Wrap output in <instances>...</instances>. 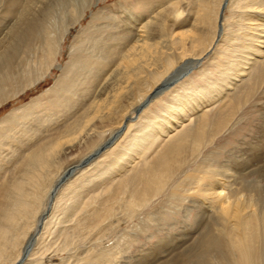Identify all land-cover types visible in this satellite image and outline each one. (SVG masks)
Instances as JSON below:
<instances>
[{
	"label": "bare ground",
	"instance_id": "bare-ground-1",
	"mask_svg": "<svg viewBox=\"0 0 264 264\" xmlns=\"http://www.w3.org/2000/svg\"><path fill=\"white\" fill-rule=\"evenodd\" d=\"M23 1L0 0V14L7 16L15 12L23 7ZM172 3L171 15L169 7L167 13L173 18L171 23L179 22V28L177 33L173 30L175 32L160 35V39L155 37V30L162 14L144 23V19L134 15L131 9H126L119 20L113 10L100 8L91 13V22L72 36L64 67L58 64L57 57L71 30L80 26L85 10L89 8L86 3L74 16L71 15L69 23H62L56 31L54 27L58 22L54 9L59 7L60 0H31L22 10L16 27L0 42V108L35 87L52 69L60 72L43 95L0 121V264H50L52 256L44 254L52 247L48 245L51 236L63 239L58 249L69 253L72 246L75 249L91 235H105L108 227L103 224L112 216L120 213L129 218L141 213L140 210L150 206L154 198L171 188L177 180L178 165L181 166V159H186L185 155L181 157L179 154L191 151L192 156L199 155L211 146L215 138L230 127L233 103L241 106L259 85L264 86V0H181V4ZM194 10L197 17L189 19ZM227 11L231 13L229 24L225 23ZM137 24L140 26L138 30ZM108 29L111 32H106ZM37 36L43 40L37 49L41 54L36 53V58L28 61L27 48ZM223 41L227 47L238 50L233 60L223 67V79L218 84L211 83L212 89L203 93L181 95L177 100L170 98L162 116H153L141 124L140 115L149 105L172 87L181 90V80L192 70L199 69L203 60L214 54ZM110 63L116 68L104 83L102 76L105 68H110ZM94 91L97 94L89 101ZM225 98L228 105L225 103L226 107L223 110L221 107L222 111L210 118L208 109L212 107L204 108L211 103L218 105ZM47 106L56 107L60 115L51 112ZM34 124L59 126L45 132ZM127 136L124 151L122 149L113 160L114 168L97 173L98 178L107 173L117 174L114 183L112 181L105 191L84 199V192L73 186L70 180L81 171L86 172L93 161L119 146ZM163 136L167 139L158 151L145 158V152ZM83 145L86 152L82 159L62 169L65 158ZM263 145L264 142L250 144V147L254 151L262 149ZM179 147H182L181 152L176 151ZM95 153L98 155L93 157ZM170 155L178 157L172 161L168 158ZM195 157L197 155L193 159ZM206 161L211 162V159L201 162ZM236 165L220 167L218 170L222 168V172L211 171L207 165L208 168L204 169L211 181L206 184L207 190H203L213 191L216 204L209 202L208 205H218L214 212L222 217L233 215L234 218L235 213L238 214L235 209L247 212L230 228L235 264H264V201L261 207L254 199L258 197L257 187L253 188L256 180L247 181L242 170H237L240 176L236 177ZM71 167V173L60 183ZM121 172L123 174L119 177ZM169 180L172 184L168 187L166 182ZM90 181L87 179L88 183ZM192 181L191 185H201L198 179ZM178 184L174 189L179 188ZM111 195L114 196L111 198ZM145 219L148 223L157 220L153 213ZM139 221L141 225L142 220ZM144 228L139 230L144 231ZM118 248L116 245L97 252L85 250L77 257L84 264H117ZM77 249L80 252V248ZM193 251L194 248H190L164 264H186L191 254H195ZM69 254L68 259L72 256ZM44 257L48 258L44 260ZM66 260H60L59 264H66Z\"/></svg>",
	"mask_w": 264,
	"mask_h": 264
},
{
	"label": "rangeland",
	"instance_id": "rangeland-1",
	"mask_svg": "<svg viewBox=\"0 0 264 264\" xmlns=\"http://www.w3.org/2000/svg\"><path fill=\"white\" fill-rule=\"evenodd\" d=\"M24 1H23L24 4L22 5L23 7L22 8L20 7L21 9L19 8L15 12L9 14L10 16L13 15L11 16V18L9 15L3 16L2 14H0V19H2V25H1L2 28L0 27V32H1L0 42L3 41L9 35L10 31L14 27H16V25L18 24L21 18L22 10L27 7L26 5L31 0H24ZM63 1L65 2V4L66 3L68 4L65 5ZM82 1L84 0H75V1L60 0V5L59 7H57L58 9L57 8L54 9V13L56 12L54 14V17L55 15H57L55 18L57 19L58 22L57 25H55L54 29H56L57 31L58 29H60L59 27L62 23L67 24L71 21L68 19H72V16H74L78 12V10H80L83 3L89 5V8L85 10L83 18L80 20V26L77 25L75 29L71 30L70 33L71 35L68 36L67 39L65 40L62 46V50L60 51L59 56L57 57L58 64L61 65L62 67H64L68 61V49L71 40L73 39L72 36H75L77 32L80 31V29L85 27L87 23L91 22V17H90L91 13H95L100 8H105V10L116 11L117 12L116 16H118L117 17L118 20L120 19V17H123L124 15L123 13H125L126 9H131L134 15L140 16L142 20L144 19L143 20L144 23H148V21L150 22L152 19L156 18L158 14L159 15L162 14V16L158 15L159 17H162V20L160 19L161 22L159 21L157 24L156 30L158 32L155 30V37L159 39L162 37V36L160 37V35L164 36L167 33V31H172V32L176 31L175 33H177V30L179 28V22L174 21V23H171L173 22V18L172 16H170L172 11L170 7H172V4H174L172 3V1H174L175 3L178 2L177 3L178 5L181 4V0H85L84 2ZM72 2H74L73 4H75V6L71 4ZM168 7L170 12L167 9ZM66 9H68V11ZM167 11L168 13H170V15L167 13ZM195 11L196 10H194L193 13L191 12L193 15L191 13L189 14L190 15L189 19L197 17L198 13L195 14L194 16ZM225 14H224L226 19L225 23L229 24L228 22H230L229 18L231 17V13L227 11L225 12ZM166 16L167 19L165 18ZM183 18H185V16H183ZM171 24H173V27ZM159 26L161 30L160 28H158ZM136 27L137 30L140 28L138 24L136 25ZM106 32H111V31L110 29H108L106 30ZM34 41H32L27 48L26 60L28 61L29 59L36 58L37 49L40 48L41 45L43 44V40H41V37L39 36H37V38ZM234 45H236V43ZM215 51L216 52H214V54H212L209 58L203 60V65L199 69H196L195 71L193 70L194 71L193 74L191 75L189 74V77L181 80V82H183V88L181 90H179L177 87L175 89L172 87L173 89L171 88L169 91L161 95L160 98L152 102L147 108L146 110L147 112L145 111L144 113H142V115H140L141 116L140 119L142 118L141 120H139L140 123L141 124L145 123L146 119L148 118L153 119V116L154 117L162 116L163 110L165 109L164 108L165 103L171 101V99L177 100L181 95L190 96L197 93H203L206 89L208 90L212 89L213 86L211 85V83L218 84L217 82L223 79L224 76L223 67L226 66V63L233 60L232 58L235 57V53L238 50H234L231 47H227L226 41H223ZM40 54L41 53L39 52L37 53V55ZM107 67L105 68V71L108 72L107 73L108 76H106L107 75L106 72L102 76L104 83L116 68V67L114 68L113 64L111 63L109 64L110 68L113 67L111 71L110 68ZM59 75L60 72L58 70L52 69L50 74L44 80L39 82V84L35 85V87L34 86L31 87L25 93L20 95L19 98H17L16 100L9 101L6 105L0 108V121L9 113L27 106L32 100L43 95L48 89L51 88L55 80L58 79ZM100 82L101 84H104L102 80ZM100 82H98V84H100ZM96 94L97 92L94 91L89 96L91 100H89V98L87 100L92 101L93 96ZM251 96L252 97H250V99H247L245 100V102H242L241 106H239L237 103L234 105L233 103L232 108L234 114H233V120L231 122L232 125L230 123V127L227 128L228 130L226 132H222L219 136H217L213 144L203 149L199 155L193 154L192 156L191 151L185 153V151H182V147H179L176 150L179 152L182 151L180 154L179 152L177 154H179L181 157L185 155L186 158L185 159L186 161L184 160L185 162L181 159V166L178 165L179 172L176 180L177 182L175 181V183L171 186V188L165 190L157 198H154L153 199L154 201H152L153 204L151 203L150 206L148 205L149 207L147 206L146 208L140 210L141 213L138 212L136 215L129 218L128 216H124L123 214L120 213L116 214L115 216H112L110 220L109 219L106 220L105 223L103 224V227L105 228L108 227V230L105 231V235L97 236V234H93L91 235L92 237L91 236L88 237L89 239L91 238L90 240L87 238L86 239L87 241L85 240L86 242L84 241L83 243H81L82 245L80 243L77 244L80 245L78 246L80 248L79 249L80 252H78L77 246L75 247V249L73 246L69 249L68 252L69 253L71 252V254L67 253V251L66 252L59 251L58 246L61 243H63V239L57 238L59 237L57 235L51 236V238L48 241V245L51 244L52 247L49 249L47 253L44 254V256L46 255L48 257L50 255L52 256L51 257L52 260L50 264H59L60 260L62 259L64 260L66 258L68 260V261L66 260V264H75L76 260L78 259L77 256L82 255V253H84L85 250L89 252L92 251L97 252L99 251V249L107 248V247L114 248L116 245H118L119 247L118 249H116L118 254L116 255L117 262L116 261L115 262L117 264H164L175 257L178 258L188 249L190 250V248H194V251L192 253L195 254H191V257H189L188 262L186 264H224L223 262H225L226 264H235V259L233 258V254L231 253L232 252L231 240H230L231 236L229 235L231 231L230 228L235 223V221L239 220V218H241V216L245 215V213L247 212L246 211L243 212L239 209H235L238 210V214L234 212L235 213L234 218L233 215L224 218L219 213L217 214L216 212H214L215 209H218L219 206L214 205L213 207H210L208 205L209 202L211 203L213 202L216 204V200L213 198L214 197L212 195L214 194L213 191L209 190L206 192L208 187V185L206 184L211 180H210V175L205 173L207 170L204 168H208L207 165H209L210 166L209 169L211 171L217 169L216 170L217 172L218 171L222 172V168L221 171L218 170L220 169V167L225 168L227 165L232 166L236 164H241L240 167L239 165L235 166L236 168L235 175L236 177L240 176L238 174L240 172L237 170H242L243 171L242 176L246 174L247 181L256 180V186H254L253 188L256 189L257 187L256 191L258 197L254 198L253 196V198L255 199L256 202L258 200V203L260 202V206L262 207V202L264 201L263 198L264 197V145L261 146V148L263 147L262 149L260 150L255 149L253 151L251 150L250 144L261 145L264 142V86L259 85L256 88L255 92L251 94ZM225 103L228 105V101L226 98L223 102L221 101L220 103H218V105L211 103L208 106H206L204 109L206 108L208 109L210 106L212 107L208 109V111H210L212 114V115L210 114L209 116L210 118H212L214 117L215 114L219 113L220 111L223 110L224 107H226ZM221 107L222 110L220 109ZM46 108L47 109L49 108L51 112L54 111L60 115V112H58V109H56V107L47 106ZM217 110L218 112H216ZM113 123H116V120H114ZM58 126L59 125L54 126L53 124H47V125L43 124L42 126H37V124H34V127H38L45 132L51 129L53 130ZM212 128L213 127L211 128L207 127V129H212ZM128 136L119 143V146L117 145V147L105 153L103 157L93 161L90 167H88V169L86 170V172L84 171L82 172L81 170L83 169L79 170L81 171V173H79L82 175V176L80 175L81 177H79V174H76V176H74V178L70 180L71 182H73V186L77 187L79 191L84 192L83 193L84 199H86L90 195L98 193V191H102V192L105 191V189L108 188L107 186L112 184V181L114 183L117 174H114L112 176V175H108L107 173V175L98 178L97 173L100 170L106 169L111 171L112 170L111 168H114L113 160L116 158L118 153L122 151V149L124 151L123 147H125L124 145L128 143V139H129ZM165 139H167L166 136H163L162 138H160V140H158V142L155 143V145H153L147 152H145L146 154L145 158L152 157L153 154H155L156 151H158V149L162 146V142L165 141ZM85 148L86 147H84L83 145L82 147L71 153L67 158H65V162L63 161L61 165L62 169H65L70 165H74L79 160H81L82 157L85 155L86 152ZM194 155L195 156L197 155V157L193 159ZM170 156L171 157L168 158L172 161H175L178 157L176 155H170ZM209 158L211 159V162L206 161L203 163V165H201V161L203 159L206 160ZM119 160L122 161V158ZM115 167L119 168V166L117 165ZM232 168H234V166ZM126 169L130 170V167L129 168L127 167ZM261 171L262 173L260 174ZM122 174L123 172L119 173L118 174L120 175L119 177H121ZM3 179H5V177ZM87 179H91V181L88 183ZM193 179L200 180L201 183L199 184L201 185L199 186L195 184L191 185L193 183L192 181ZM166 183L168 184L169 187L172 184V181L169 180ZM176 184L180 185L178 189H174L177 186ZM190 187H194L193 190L190 191L189 190ZM184 189H188L189 193L185 192ZM201 189L202 190L206 189V190L202 191ZM208 192L210 194H208ZM112 196L114 195H111L110 197L112 198ZM169 196L173 197V199L168 198ZM113 201H116V199L114 200V197H113ZM197 203H199V205ZM196 205H198L199 207H197ZM253 208L251 207L250 209ZM256 208L258 209V207H255L254 209ZM188 210H190V212L187 213ZM149 213H153L157 220L154 219L152 220L154 222L148 223V221H146L145 218ZM126 217L128 219H126ZM229 219L231 221H229ZM139 220H142L143 222L145 220L144 222L145 224L141 221V225H140ZM142 226H144L145 228ZM225 227L226 228L228 227V230H226ZM140 228L141 230H143L142 228H144L145 230L141 231L139 230ZM81 232H84L83 227H81ZM129 236H132V238ZM92 238H95L96 240ZM161 241L162 244L159 243ZM160 244H161L160 246L161 248L160 247L157 248V246H159ZM75 245L76 243L74 244V246ZM169 245L170 247H168ZM82 249H84V251ZM53 251H55L56 255L53 253ZM150 253L152 257L150 255L147 256V254ZM68 254L69 257L72 255L70 259H68ZM73 255L75 257H73ZM48 257H44V260H46ZM71 258H75V259H71ZM228 259L231 261L230 263H228L229 262ZM79 261L80 260L78 259L76 264L78 263L84 264L82 262L80 263ZM179 264H184V263H179Z\"/></svg>",
	"mask_w": 264,
	"mask_h": 264
},
{
	"label": "water",
	"instance_id": "water-1",
	"mask_svg": "<svg viewBox=\"0 0 264 264\" xmlns=\"http://www.w3.org/2000/svg\"><path fill=\"white\" fill-rule=\"evenodd\" d=\"M96 155H98V153H95V154L93 155V157H95ZM71 170H72V167L69 168V169L67 170V172H65V175H64V177L60 180V183H62V182L64 181V179L66 178V176L69 175V174L71 173Z\"/></svg>",
	"mask_w": 264,
	"mask_h": 264
},
{
	"label": "crops",
	"instance_id": "crops-1",
	"mask_svg": "<svg viewBox=\"0 0 264 264\" xmlns=\"http://www.w3.org/2000/svg\"><path fill=\"white\" fill-rule=\"evenodd\" d=\"M202 65H203V63H202ZM202 65H201V66H202ZM195 70H196V69H195ZM195 70H194V71H195ZM194 71L192 70V71H191L192 73H190V75H191V74H193V73H194ZM187 77H189V75H188V76H186V77H185V79H186ZM201 165H203V162H201Z\"/></svg>",
	"mask_w": 264,
	"mask_h": 264
}]
</instances>
